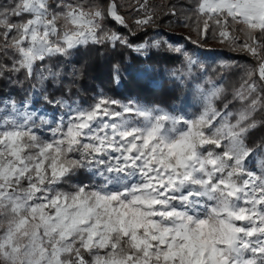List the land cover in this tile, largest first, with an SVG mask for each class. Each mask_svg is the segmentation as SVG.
<instances>
[{"label":"snow or ice","instance_id":"obj_1","mask_svg":"<svg viewBox=\"0 0 264 264\" xmlns=\"http://www.w3.org/2000/svg\"><path fill=\"white\" fill-rule=\"evenodd\" d=\"M120 7L0 0V82H29L20 100L0 96V264H264V139L249 144L264 127L255 118L264 114V0H194L167 10L169 22L194 28L198 38L187 39L198 48L211 38L252 61H213L217 76L239 70L231 89L183 46L164 38L137 45L109 28L111 20L135 35L157 25L147 0L135 29ZM89 46L180 58L170 75L181 84L194 69L204 73L193 84L198 110L103 92L80 104L72 91L84 70L71 58ZM152 71L140 74L149 85ZM111 72L120 84V65Z\"/></svg>","mask_w":264,"mask_h":264},{"label":"trees","instance_id":"obj_2","mask_svg":"<svg viewBox=\"0 0 264 264\" xmlns=\"http://www.w3.org/2000/svg\"><path fill=\"white\" fill-rule=\"evenodd\" d=\"M143 0H117L121 5L120 12L126 17L129 29H135L134 20L140 15L136 11L139 3ZM185 2H194V0H147L148 6L154 9L158 14V22L155 27L149 28L147 32L137 31L135 35H130L128 29H125L111 20L107 26L119 31L128 37L133 44H141L145 40L168 39L175 46H183L185 50L193 56L209 65L207 75L211 76L216 82L225 80V87L231 89L233 85L238 86V72L225 73L223 76H217L212 68L214 60L217 59H235L239 63H252L243 53L230 50L226 45L219 44L215 39L209 38L204 48H198L192 44L187 37L193 40L197 39L193 27L178 26L175 20L169 22L167 10L172 4H182ZM241 26H236L234 35L240 42L244 40V34L241 32ZM212 29H209L211 34ZM71 64L77 68H83L84 75L77 81L73 87L72 98L79 101L82 105H89L94 102L98 93L111 96L117 100L126 101L128 99H137L142 104L156 105L166 110L177 109L180 112L195 113L199 108L193 84L202 82L204 73L198 69L193 70V79L185 81L183 84L175 80L170 73L181 66L180 58L168 53L152 50L148 58H141L135 52L128 48L118 47L113 50L107 46L79 49L71 58ZM113 64H119L121 67V82L116 84L112 80L111 68ZM145 68H151V77L154 81L151 85L140 78V74ZM206 86V85H205ZM29 88V82H25L23 88H8L3 82H0V96L11 95L15 99L23 98L25 90ZM222 106V105H218ZM236 105H229L230 108ZM39 111H47L51 116L54 112L52 108L40 106ZM256 119L264 120V114L257 113ZM264 139V127H259L250 134L249 144H254Z\"/></svg>","mask_w":264,"mask_h":264}]
</instances>
